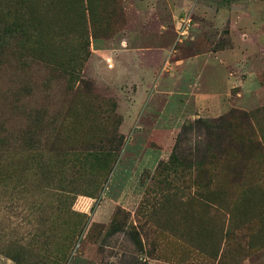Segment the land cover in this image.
<instances>
[{
    "label": "rangeland",
    "instance_id": "374dc122",
    "mask_svg": "<svg viewBox=\"0 0 264 264\" xmlns=\"http://www.w3.org/2000/svg\"><path fill=\"white\" fill-rule=\"evenodd\" d=\"M252 3L263 21L264 0ZM138 4L0 0V264H264V72L243 88L256 92L250 110L199 116L168 91L165 61L140 66L160 91L120 62L125 26L134 47V30L157 24ZM168 18L160 44L172 50L193 37L196 53L227 47L190 11Z\"/></svg>",
    "mask_w": 264,
    "mask_h": 264
},
{
    "label": "crops",
    "instance_id": "0c3cea01",
    "mask_svg": "<svg viewBox=\"0 0 264 264\" xmlns=\"http://www.w3.org/2000/svg\"><path fill=\"white\" fill-rule=\"evenodd\" d=\"M137 1L141 16L148 14L157 24L149 28L142 25L135 29L134 47L128 46L130 29L125 26L119 41L121 63L135 65L138 75L147 74L146 79L155 80V89L160 91L161 78L154 79L150 68L149 71L140 70V66L148 68L158 59L165 61L170 71L165 78L170 82L168 91L191 98L195 111L202 117L216 116L228 108L250 110L253 107L256 92L243 88L246 84L253 88L257 75L264 72V20L260 19L262 12L253 8L252 0L229 2L224 6L212 5L204 0H164V5L160 7L156 5V0ZM123 9L126 12L128 5ZM182 11H190L192 15L209 21L215 30V37L224 29L227 47L196 53L194 49L199 42L194 41V37L192 47L184 53L160 44L162 33L169 26L163 25L158 19L164 17L169 22V15L174 18ZM172 22L170 20L169 23ZM199 33L198 28L195 34ZM142 40L149 42L148 47H142ZM151 53L155 61L148 60ZM233 90L237 99L230 100Z\"/></svg>",
    "mask_w": 264,
    "mask_h": 264
},
{
    "label": "trees",
    "instance_id": "16d2710c",
    "mask_svg": "<svg viewBox=\"0 0 264 264\" xmlns=\"http://www.w3.org/2000/svg\"><path fill=\"white\" fill-rule=\"evenodd\" d=\"M10 25H11V23H10ZM16 25H18V26H16ZM13 27H16L17 35H22L23 37H25V32H24V30H23L21 25H19L18 23L15 22L11 26V29H13ZM7 32L8 31H6V29L3 26H1V28H0V52L3 49L2 48L3 47V40H5V37H9L7 35ZM30 51H31V53H36L35 55H38V56H41V57L44 56V57H47V58H49L50 56H54V53H55V49L54 50H50V48H41L39 46L30 47ZM59 68H60L61 72L65 74V76H68V82H73L75 80L76 73H77V72H75V66H73V65L70 66L69 64H66L63 67H61L59 65ZM220 120H217L215 122H209V123L208 122L197 121L195 124L198 127L197 129H199V127H204L205 129L209 130L210 128H212L214 126V123H216V122H218Z\"/></svg>",
    "mask_w": 264,
    "mask_h": 264
},
{
    "label": "built area",
    "instance_id": "2783aa9c",
    "mask_svg": "<svg viewBox=\"0 0 264 264\" xmlns=\"http://www.w3.org/2000/svg\"><path fill=\"white\" fill-rule=\"evenodd\" d=\"M189 23H190V20L188 18H185L180 21V25L177 31V34L180 37H185L186 35H188V29L190 27Z\"/></svg>",
    "mask_w": 264,
    "mask_h": 264
}]
</instances>
